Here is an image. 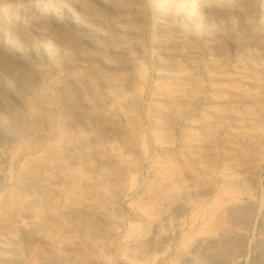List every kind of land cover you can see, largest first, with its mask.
Here are the masks:
<instances>
[{"label": "bare ground", "instance_id": "obj_1", "mask_svg": "<svg viewBox=\"0 0 264 264\" xmlns=\"http://www.w3.org/2000/svg\"><path fill=\"white\" fill-rule=\"evenodd\" d=\"M206 2L154 1L161 7L152 69L143 60L139 11L125 25L99 20L100 39L85 24L79 39L66 32L43 37L40 51L53 61L56 80L49 106L62 116L76 111L73 124L101 127L65 151L32 159L26 177L2 193L0 264L34 257L38 264H264V180L257 176L264 161V17L258 36L236 34L230 53L220 41L225 22ZM86 9L79 10L88 16ZM126 25L133 38L124 35ZM11 46L20 48L16 40ZM24 64L0 52V76L14 75L0 94L4 140L18 136L36 99ZM44 78L38 73L32 81ZM144 104L157 145L174 143L179 129L180 151L153 155L142 136ZM228 124L250 131L221 135ZM144 171L148 181L126 195ZM31 192L37 195L26 198ZM122 197L130 215L118 208ZM34 240L41 253L28 244Z\"/></svg>", "mask_w": 264, "mask_h": 264}, {"label": "rangeland", "instance_id": "obj_2", "mask_svg": "<svg viewBox=\"0 0 264 264\" xmlns=\"http://www.w3.org/2000/svg\"><path fill=\"white\" fill-rule=\"evenodd\" d=\"M154 1L0 0V52L6 53L11 57H18V59L25 63L22 73L31 81L32 93L36 96L32 109L27 113L24 123L19 128L18 136L7 140L2 139V137L0 138V149L4 151V157L0 160V196L2 193L15 188L16 184L21 182L19 180L23 176L26 177L24 174L33 165L32 159L46 155L52 157L59 152L65 151L63 147L67 143L79 141L90 134H95L101 127V125H97L95 122H90V128H83L78 124H73L76 123L74 122L76 120L74 118L76 111L62 116L49 106L52 95L55 94L52 88L56 80L54 78L55 70L53 61L43 56L40 51L43 37L50 33L56 35L66 32L73 39H79L82 36V27L85 24L86 26H91L94 37L100 39L105 34V28L98 25L99 20L117 22L120 25H125L126 21L133 16V13L139 11L144 18L142 25L144 33L140 37L142 48L145 51L143 60L148 68L152 69L157 62V56L152 55L150 51L151 35L157 31V26L159 25L157 10L158 7H161L159 4H155ZM206 1V4L212 6L214 11H217L216 15H219L225 22V34L227 38L225 40H219L225 41L228 52H233V44L237 42L236 34L245 32L252 38L258 36L261 29V20L264 17V0ZM201 5L202 3L199 4V6ZM62 6H65L67 10L65 11ZM81 6L87 8L86 10L90 15L85 16V14H81L79 10ZM69 9L71 12L68 11ZM242 13H247L245 14L247 19L242 17ZM76 22L80 23L81 28L76 26ZM123 30L127 38H133L135 30L131 26L126 25ZM12 40L17 41L20 46L18 50L11 46ZM18 52H22L21 58H19ZM38 73L44 74V82L37 83L32 81ZM2 75L3 73L0 76L1 95L4 94L5 87L12 86L14 80V75ZM149 97L150 95L148 94L146 96L147 101ZM5 99L13 101V96L8 95ZM88 99H91V97L89 96ZM203 105L204 103L198 104V107L201 108ZM18 108L21 109L22 107L19 106ZM229 109L241 111V108L238 106H230ZM146 111L147 105L144 104L140 109L142 136L153 155L160 153L174 154L180 151L181 142L179 140L181 135L179 134V129H176V132L172 133L171 138L175 141L174 143L168 144L165 147H159L157 145L156 139L151 132V124L146 117ZM84 119L87 120L86 123L89 122L87 118ZM249 131L247 128H239L236 125L228 124L221 135L224 136L231 132ZM217 145L220 146L219 144ZM236 147L244 153L252 155V157L260 158L258 150H255L250 144L240 143ZM91 149L93 147H86L88 151H91ZM80 165L86 168L88 164L81 163ZM257 176L259 179L264 180V161L257 172ZM147 181V172L144 171L135 183L134 180L132 184L130 182L128 183L126 195L133 194L138 186L144 185ZM35 191L37 192L38 188H35ZM36 192H31L25 196L30 199L37 195ZM78 192L81 193L80 190ZM259 197L262 200L264 199L262 190L259 192ZM128 203L129 200L125 197L120 198L118 201V208L125 215L131 214ZM147 227L150 229L148 225ZM252 236L254 235H251V238H253ZM251 241L252 239H250ZM250 242L247 240V244ZM28 244L31 247L34 246L38 250V253H41L43 250L42 245L35 240ZM254 251L256 249L252 248L250 253L251 261L257 258V251ZM1 254L0 251V256ZM34 258L25 259L20 264H38ZM242 263H245V260Z\"/></svg>", "mask_w": 264, "mask_h": 264}]
</instances>
